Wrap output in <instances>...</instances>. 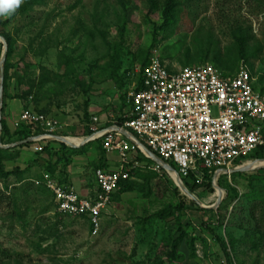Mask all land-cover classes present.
Here are the masks:
<instances>
[{"label": "rangeland", "instance_id": "rangeland-1", "mask_svg": "<svg viewBox=\"0 0 264 264\" xmlns=\"http://www.w3.org/2000/svg\"><path fill=\"white\" fill-rule=\"evenodd\" d=\"M27 1L14 12L0 15L1 20L9 18ZM123 1L125 6L119 0H40L28 14L11 20L5 28L14 43L6 86L5 73L3 80L2 119L7 124L9 117L16 118V129L24 123L34 134H43L41 126L22 119L23 111L31 109L59 120L55 134L85 141L91 133L93 115L112 122L131 112L127 102L131 83L125 75L141 65L140 59L148 51L149 58L157 56L171 69L188 64L217 67L214 53H221L215 61L222 72L233 75L247 64L257 89L264 94V0H177L174 26L159 31L155 28L163 22V0L152 12L147 0ZM239 28L251 35L250 52L237 61L234 70H227L222 64L227 63L229 47ZM200 51L202 55H198ZM113 58L121 64L119 76L124 77L125 88H120L112 77ZM5 65L6 62L4 68ZM47 68L58 75L46 74ZM0 132L2 135V129ZM14 137L6 135L9 140ZM14 142L17 141L11 143ZM40 145L60 153L57 141L10 148V161L17 159L16 152L22 154L19 163L25 169L10 163L12 170L19 168L20 172L6 180L0 178V190L7 186V194L10 193V199L0 203V242L16 257L11 264H151L146 262L148 252L161 250L169 232L178 233V228L198 238L197 256L190 257L184 242L180 251L187 258L178 264H228L215 234L205 228L211 224L228 247L231 245L229 251L235 264H264V236L255 232L254 221L243 220L249 219L251 204L256 200L254 189L260 188L258 181L249 182L247 175L264 176L260 170L264 163L261 168L253 166L249 168L254 170L242 172L246 175H223L217 183L224 198L217 209L207 208L218 202L219 191L213 184V189L204 187L193 192L202 201L199 205L203 209L187 201L181 211L174 209V214L165 219L155 214L180 202L174 190L178 187L176 175L155 171L159 177L149 182L150 192L137 187L113 199L100 230L94 232L86 218L60 214L50 190L34 183L58 157L39 150ZM100 145V140L90 141L77 147L78 151L67 145L61 154L71 161L69 165L63 161L53 173L54 178L75 185L79 192L86 190L92 184ZM79 154L85 157L72 168L74 156ZM106 157V167H112L116 156ZM139 158L143 165H156L153 159ZM172 165L177 168L175 163ZM132 180L144 184L135 176ZM186 182L191 184L192 179ZM229 187L236 191L227 198ZM219 208L221 216L217 213Z\"/></svg>", "mask_w": 264, "mask_h": 264}, {"label": "built area", "instance_id": "built-area-1", "mask_svg": "<svg viewBox=\"0 0 264 264\" xmlns=\"http://www.w3.org/2000/svg\"><path fill=\"white\" fill-rule=\"evenodd\" d=\"M127 77L131 112L123 116L124 121L109 124L93 115L91 133L83 144L100 140L106 155L116 156L115 164L94 169V185L86 194L58 182L48 171L34 180L50 190L60 214L86 218L94 232L100 230L121 182L132 179L133 169L172 173L157 163L143 165L140 156L152 159L146 149L163 162L175 163L177 168L172 166L185 186L189 179L191 184H202L206 172L218 181L230 169L258 160L251 154L264 149V94L255 87L247 64L233 75H224L212 64L171 69L152 56ZM139 77L141 82H135ZM22 119L45 130L33 142L55 141L59 120L31 109L23 111Z\"/></svg>", "mask_w": 264, "mask_h": 264}, {"label": "trees", "instance_id": "trees-1", "mask_svg": "<svg viewBox=\"0 0 264 264\" xmlns=\"http://www.w3.org/2000/svg\"><path fill=\"white\" fill-rule=\"evenodd\" d=\"M40 0H29L27 1L22 7H20L15 13H13V15H11L9 18H7L6 20H1L0 18V25H2L3 27L0 29V35H2L7 43H8V51H7V58H6V65L4 68V73H5V86L7 85V78L9 76L10 73V69H11V64H10V60L9 58L11 57L13 51H14V43L11 37V34L5 32V28L7 27V25L11 22V20H13L15 18V16L19 15V14H28L29 9H31L35 4L39 3ZM121 4H123L125 6V1L123 0H119ZM147 2L149 3L150 6V12H152L153 10L158 8V2L159 0H147ZM264 2H262L261 5H263ZM177 0H163V10H162V19L163 22L159 27H156L155 30L159 31V30H168L170 28H172L174 26V23L177 19ZM157 33V32H155ZM250 38L251 35L244 31L243 29L239 28L237 32H235V42H233V45H231L229 47V49L231 50V52L228 53V58H227V63L222 64L223 67H225L227 70H234L236 67L235 65L237 64V61L239 59H243L244 57H246L247 52H250L249 49V42H250ZM2 47L3 44L2 42H0V54H2ZM149 53L150 51H148L146 53L145 56L141 57L140 59V63L141 66H145L148 64L150 58H149ZM211 53V51H210ZM202 51L199 52L198 55H202ZM215 55V60H217L218 55H221V53H214ZM214 60V63L217 65V68L219 67L218 64L216 63V61ZM203 61L204 58H203ZM190 66V64H188ZM120 62L119 60H117V58H113L112 59V72H113V79L116 80L117 85L120 86V88H125L126 87V83L123 81L124 77L119 76V71H120ZM187 66V65H184ZM221 66V67H222ZM219 69V68H218ZM221 70V69H220ZM130 71V70H129ZM125 75L126 77L128 76V72ZM46 74H53L54 76H57L58 74L56 72H53L50 69H46L45 70ZM224 75H228L229 73H224L222 72ZM252 73V70H251ZM253 75V74H252ZM141 76V75H139ZM128 78V77H127ZM130 82V79H129ZM138 82H141L140 77L138 78ZM125 83V85H124ZM255 85V83H254ZM140 86V84H139ZM138 86V88H139ZM256 87V85H255ZM257 88V87H256ZM263 94V92H262ZM124 121V118H120V122ZM13 134L15 135L14 138L16 139H12L9 140L8 138H6V135H10V136H14L11 134V129L9 127V125L7 124V121L5 118L2 119V135H1V141L4 144H10L13 141H20L23 139H27L29 137L38 135L39 133H33L32 130L30 129L29 125H26L24 123H22V125H18L17 129L13 132ZM33 144H36L35 142H30V143H26L25 145L27 146H31ZM60 153L57 152H53L52 151V147L50 146H45V151L47 152L48 155L53 156V155H57V160L55 162H50L49 165L47 166L48 172H51L52 174L55 173L56 169L59 167V165L65 161L66 165H69V161L71 160H66V158L63 159L62 154H61V150H65L68 149V146L64 143H60ZM82 148V147H80ZM73 151H78L77 148H71ZM10 151V149H4L2 147H0V178L3 180L8 179V177L11 174H15L16 172H20L19 168H17V170H7L6 169V161L10 160L11 158V154H8V152ZM99 159L95 162V168H103L106 167L107 165V157H106V151L103 149L102 145L99 146ZM252 157L254 158H258V160H252V161H259L264 159V149H258L256 150L253 154H251ZM58 170V169H57ZM143 169L141 168H137V169H133L132 172L130 173V176L132 177V179L135 177L142 179L144 181V184H140L141 182H137L136 180H132V179H126L123 180L121 182V188L113 195V199H119L120 195L124 192H130V191H134L137 187L140 188V190L144 191V192H150L151 188H150V184L149 182L151 181L152 178L154 177H159L157 172L155 171H151V172H144L141 171ZM261 171H264V168L260 169ZM237 175H246V173H242V172H238V173H234ZM233 174V175H234ZM222 177V176H221ZM220 177V178H221ZM247 178L250 182V180L253 181H258V184L260 185L259 190H255V201L251 204V208L249 211V219L244 218L243 220H248L249 222L254 221L255 223V232L257 234H260L262 236H264V176L263 175H259V174H250L247 175ZM188 188L192 191L195 192V190L202 189L204 187H207L209 189H213V174H209L208 172H206L205 175V181L202 184H187ZM228 189V196L227 198H229L231 196V192L232 191H236L235 188L233 187H229ZM174 190L177 192V194L179 195V199L180 202L177 204H170L168 205L166 208H164V210H161L160 212H157L155 215L161 219H165L167 217H170L174 214V209L180 210L182 208V205H185L187 203V201H190V203L193 204V206H195L197 209H203L199 204H197L196 202H194L193 200H191L189 197H187L184 194H181L180 190L178 187H175ZM7 191H9V188L6 186L4 187V190H0V203L4 200L10 199L8 197ZM221 209L219 208L217 210V213L219 216H221ZM62 217V216H60ZM65 217H69V216H65ZM71 218V217H69ZM75 218V217H73ZM180 219V217L178 218ZM218 224V223H216ZM263 226V227H262ZM93 227L91 226V229ZM207 229V231H209L211 234H215V238L216 240H218L221 244L222 247V251L224 252L225 256H226V260L228 264H235V258L233 256V254H231V252L229 250L230 247H228L229 245H227V243H225L216 233L213 227V224H211L208 227H205ZM180 229V231L177 233L176 232H172L170 231L169 234L166 236L165 241L163 242V247L161 250H157V251H152V252H148L147 254V263H151V264H178V262L185 260L187 257L185 256V254L181 253L180 248L181 245L185 242L189 253H190V257L195 258L196 252H197V248H196V240L198 239L197 236L194 235H190L188 234L185 229L182 228H178ZM247 232H249V229L247 230ZM203 240V238H201ZM205 241V240H204ZM233 246V245H232ZM153 254V256H152ZM16 258L13 257L12 251H10L8 248H5L2 243L0 242V264H11L12 260Z\"/></svg>", "mask_w": 264, "mask_h": 264}, {"label": "water", "instance_id": "water-1", "mask_svg": "<svg viewBox=\"0 0 264 264\" xmlns=\"http://www.w3.org/2000/svg\"><path fill=\"white\" fill-rule=\"evenodd\" d=\"M0 41L3 42V52H2V56H1V60H0V131L2 129V114H3V106H4V96H3V80H4V64L6 62V58H7V51H8V44L6 42V40L4 38L0 37ZM54 140L60 143H64L72 148H77L80 147L82 145H74L68 142L67 137L65 136H58V135H54ZM88 138V137H87ZM37 139V136H33V137H29L27 139L24 140H20L14 143H10V144H3L1 141V132H0V147L4 148V149H10V148H15L18 146H21L22 144H26V143H30L33 142ZM88 140V139H87ZM86 140V142H87ZM146 151L150 154L151 158L157 163L159 164L163 169L167 170L168 172H175L176 174V186H178V188L189 198H191L192 200H194L197 204H202V201L195 195H193L194 193L183 184L179 174L175 171L174 167L166 162H163L161 159H159L155 154H153L151 151H149L148 149H146ZM261 168V167H260ZM258 168V169H260ZM255 168H251V169H246L245 167H243V165L235 167L233 169L229 170V174L235 173V172H245V171H249V170H254ZM213 184L217 189L221 188L219 187L217 180H215V178L213 179ZM224 196L219 193L218 194V202L213 205V206H206L207 208H215L217 209L219 204L221 203V201L223 200Z\"/></svg>", "mask_w": 264, "mask_h": 264}, {"label": "crops", "instance_id": "crops-1", "mask_svg": "<svg viewBox=\"0 0 264 264\" xmlns=\"http://www.w3.org/2000/svg\"><path fill=\"white\" fill-rule=\"evenodd\" d=\"M101 119V122H102V124H105V123H107L108 122V124L109 123H111V121L109 122V120L108 119H106V120H103L102 118H100ZM8 121H9V127H10V129H11V131H15L16 130V123H17V120H16V118H13L12 119V117H9V119H7ZM113 122V121H112ZM68 137V136H67ZM69 138V137H68ZM70 139V138H69ZM70 140H72V139H70ZM72 141H74V140H72ZM75 142H77V141H75ZM18 147H20V146H18ZM15 148H17V147H15ZM16 155H19L18 157H17V159L16 160H12V161H10V160H8V161H6V169L7 170H12V168H10L11 166H12V164H10V163H14V164H18L19 166H21V168H23V169H25V166L23 165V164H20L19 163V161H20V159L22 158V154H18L17 152L15 153ZM75 158L73 159V161H72V163H71V167L72 168H74V166H77V160L78 161H83L82 159L85 157V154H79V155H75L74 156ZM57 159V158H56ZM263 160V159H262ZM54 161V160H53ZM108 161V160H107ZM68 170H71V168H69ZM57 171V170H56ZM55 171V172H56ZM91 181H92V184H91V186L90 187H88L86 190H84V189H79L81 192L80 193H83V194H86L92 187H93V185H94V175H93V177H92V179H91ZM75 188H76V186L75 185H73Z\"/></svg>", "mask_w": 264, "mask_h": 264}, {"label": "bare ground", "instance_id": "bare-ground-1", "mask_svg": "<svg viewBox=\"0 0 264 264\" xmlns=\"http://www.w3.org/2000/svg\"><path fill=\"white\" fill-rule=\"evenodd\" d=\"M67 140H68V142L69 143H71V144H74V145H82L83 143H85L86 142V140L85 141H83V142H75V141H72V140H70L68 137H67ZM258 163H260V164H258ZM264 163V159L263 160H259V161H249V163L247 162L246 164H244V167L245 168H249V167H253V166H260L261 167V165ZM258 164V165H257ZM250 169V168H249ZM173 174H175V173H173ZM176 175V174H175ZM175 179V178H174ZM176 180V179H175ZM218 191H219V193H223V190L221 189H218Z\"/></svg>", "mask_w": 264, "mask_h": 264}, {"label": "clouds", "instance_id": "clouds-1", "mask_svg": "<svg viewBox=\"0 0 264 264\" xmlns=\"http://www.w3.org/2000/svg\"><path fill=\"white\" fill-rule=\"evenodd\" d=\"M4 2H5V0H0V15L10 14V10L14 12L24 2V0H18V3L16 4V6L9 8V9L3 8ZM65 137H67V136H65ZM58 143H60V142H58Z\"/></svg>", "mask_w": 264, "mask_h": 264}, {"label": "snow or ice", "instance_id": "snow-or-ice-1", "mask_svg": "<svg viewBox=\"0 0 264 264\" xmlns=\"http://www.w3.org/2000/svg\"><path fill=\"white\" fill-rule=\"evenodd\" d=\"M17 3H18V0H5L3 4V8L9 9V8L15 7Z\"/></svg>", "mask_w": 264, "mask_h": 264}]
</instances>
